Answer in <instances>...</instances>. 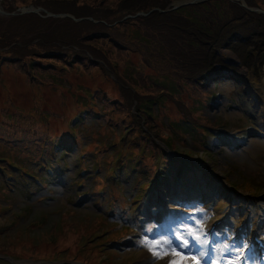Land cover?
Here are the masks:
<instances>
[{"label":"rangeland","instance_id":"obj_1","mask_svg":"<svg viewBox=\"0 0 264 264\" xmlns=\"http://www.w3.org/2000/svg\"><path fill=\"white\" fill-rule=\"evenodd\" d=\"M163 1L0 0L4 10L15 12L0 14V56L10 54L18 58L17 62L10 57L0 63V121L2 118L7 123L0 129V264L9 261L1 255L11 258L10 264H184L183 256L157 258L145 244L160 240L161 250L176 246L185 254H205L203 244L191 241L187 230L195 229L205 240L208 225L227 213L221 228L226 239L217 243L214 255L222 262L234 256L235 248L239 247L235 233L243 218H248L247 211L251 212L250 200L245 196L254 197L249 193L253 191L261 192L264 197V111L262 103L257 101V95L261 99L264 95V63L260 58L242 59L233 50L220 47L224 38L221 45L222 41L215 39L221 36V30L202 40L194 41L190 36L196 46L186 45L180 36V27L192 17L187 9H182L185 16L175 19L159 14L123 19L142 6L144 10L166 6ZM252 1L260 2L264 8V0ZM232 3L235 2L224 0L220 11ZM29 5L55 13H71L75 17L86 15V10L89 12L86 16L94 20L75 21L66 16L50 17L45 11L17 10ZM228 6L221 20L233 14ZM213 16V24H219L217 14ZM202 17L208 24L211 15ZM261 21L263 24L262 17ZM117 39L126 45L119 44ZM258 42L264 46V37ZM209 45L214 47L208 56ZM216 49L219 50L215 60H224L235 77L230 74L221 81L217 78L211 83L210 91L184 83L191 68L187 60L199 68L204 60L212 58ZM55 51L61 59L46 63ZM32 55L40 59L29 57L28 60H33L30 64L21 63ZM76 55L78 61H75ZM110 55L113 59L119 58L120 65L112 62L111 65L114 70L121 69L120 74L111 69L106 57ZM151 75L156 82L169 84L174 91L173 96L160 97V125L151 134L159 139L158 133L167 139L172 133L175 143L170 140L168 144L177 149L175 153L186 152L191 161L205 159L210 170L214 169L213 172L199 170L203 188L192 190L189 182L187 192L176 200L179 204L175 205L197 213L155 241L144 230L133 234L129 214L139 208L134 197L141 195L143 199L141 189L147 181V166L153 162L149 171L156 170L157 151L146 145L141 152L142 145L135 146L133 140H128L120 149L111 145L126 127L134 125L135 118L129 116V110L136 93L159 92ZM54 80L56 85H52ZM132 88H136V93ZM88 90L97 91L98 97H90ZM214 93L218 97L213 99ZM184 107L191 108L195 120L203 126L210 125L216 132L237 137L242 145L233 148L223 145L213 155H206L203 144H199L203 138L201 127H195L192 135L184 126L178 134L164 126L168 119L183 120L181 109ZM26 114L30 117H24ZM77 114L83 117L82 122L71 121ZM70 127L75 128L77 136L67 161L58 167L57 158L52 160L50 155L43 162L40 153L50 146L51 138L45 134L53 131L58 138ZM136 129L144 131L140 124ZM60 139L64 143L73 141L71 136L62 135ZM205 139L211 143L212 132ZM83 152L86 155L81 158ZM148 153L139 163L136 176L132 174L124 179L127 167L119 166L120 162L116 166L119 168H111L119 154L123 161L134 162ZM42 162L53 166L57 174L51 175L47 169L40 168ZM82 167H93V172L83 175ZM111 170L118 172L116 179L109 177ZM26 172L38 175L39 180L27 184L31 178ZM46 177L49 178L40 180ZM39 181L45 183V188L37 187ZM78 182L84 183L83 186ZM92 188L91 196L82 194ZM99 199L102 206L96 201ZM111 201L117 202L113 205L117 208L114 215L109 213ZM124 206L128 207L127 211L123 210ZM177 233L188 238L192 246L184 249ZM227 239L231 245L225 246L226 255L219 258L218 248ZM202 264L215 263L205 255Z\"/></svg>","mask_w":264,"mask_h":264},{"label":"trees","instance_id":"obj_2","mask_svg":"<svg viewBox=\"0 0 264 264\" xmlns=\"http://www.w3.org/2000/svg\"><path fill=\"white\" fill-rule=\"evenodd\" d=\"M233 7H234V12L230 17L224 20H221V17H219L220 19L216 17L217 22L219 24H213V19H214L213 15L215 13L212 10H208V11L206 9L203 10L201 7L193 8L192 11L189 12L190 15L192 16L189 23H186L180 27V36L184 34L185 32H188V34L192 36L194 41H196L198 39H201V40L204 39L206 35H212L214 31L221 30L223 33L225 32V37H235L234 39H232L234 40V42H232V44L230 45L232 47H237L239 50H241L239 44L241 42H244L246 46L252 45L254 47V50H257L258 48L262 49L263 44L259 45L258 40L259 38L264 37V23L262 24L261 19L256 21L255 16L262 17L263 19L264 17L254 14L253 12L248 11L247 9L241 7L238 4H233ZM144 9H145V6H142L138 8L137 11L144 10ZM202 14L204 16H206L207 14L211 15V18L208 17L209 18L208 24L205 22V19H203ZM159 15H162V14H159ZM166 16L167 18L175 19V18L185 16V15L170 12L169 14H166ZM235 20H239L237 22H241V24L235 25L236 23ZM257 24L259 25L262 24V26L256 27ZM237 27H240L242 29L238 30ZM239 32L240 34H236ZM244 36L246 38H244ZM184 40H186L185 43H189L191 41V39L189 38H185ZM122 45H126V44L122 43ZM241 51L243 52L245 50H241ZM55 52H58V51H55ZM208 54H209V51L207 52V55ZM258 54H260L259 50H258ZM214 56L215 55L213 53L212 58L204 60L203 67L205 68L207 72L214 65V62H215ZM124 80L127 81L126 78H124Z\"/></svg>","mask_w":264,"mask_h":264},{"label":"snow or ice","instance_id":"obj_3","mask_svg":"<svg viewBox=\"0 0 264 264\" xmlns=\"http://www.w3.org/2000/svg\"><path fill=\"white\" fill-rule=\"evenodd\" d=\"M202 230V229H201ZM188 236L191 238V241H195L196 243L203 244L206 241H204L200 235L197 234V231L195 229H188ZM177 238L181 240L182 246L184 249H188L191 247L190 240L188 238H185L184 236H181L179 233H177ZM162 241L157 240L153 243L149 242L146 243L145 246L149 248V250L152 252L154 256H156L159 259H163L165 256H183L184 264H202V260L204 259L205 254H192V253H183L179 247L176 246H165L162 250L160 248ZM173 243L170 241V244ZM249 245L247 242L244 243L243 248H237L235 249L237 258H228L227 264H240V259H242L241 253L244 249H247ZM172 264H175V262H172Z\"/></svg>","mask_w":264,"mask_h":264},{"label":"bare ground","instance_id":"obj_4","mask_svg":"<svg viewBox=\"0 0 264 264\" xmlns=\"http://www.w3.org/2000/svg\"><path fill=\"white\" fill-rule=\"evenodd\" d=\"M262 89H263V93H264V81H263V84H262ZM257 100H258L260 103H262V105H263V111H264V95H263L262 99L257 95ZM24 117L27 118V115L24 116ZM6 124H7V123H4V122H1V121H0V129H3L2 127L5 126ZM262 124H263V126H264V117L262 118ZM26 125H28V123H26ZM19 132H20V131H19Z\"/></svg>","mask_w":264,"mask_h":264},{"label":"water","instance_id":"obj_5","mask_svg":"<svg viewBox=\"0 0 264 264\" xmlns=\"http://www.w3.org/2000/svg\"><path fill=\"white\" fill-rule=\"evenodd\" d=\"M195 1H199V0H191V1H187V2H195ZM40 9H41V7L29 6V7L25 8L24 10L38 11ZM0 12H2L1 9H0Z\"/></svg>","mask_w":264,"mask_h":264}]
</instances>
